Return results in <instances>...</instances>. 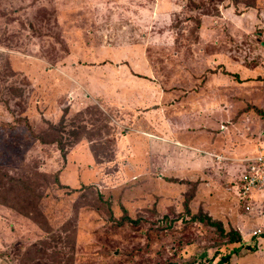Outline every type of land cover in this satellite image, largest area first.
Listing matches in <instances>:
<instances>
[{
  "label": "rangeland",
  "instance_id": "rangeland-1",
  "mask_svg": "<svg viewBox=\"0 0 264 264\" xmlns=\"http://www.w3.org/2000/svg\"><path fill=\"white\" fill-rule=\"evenodd\" d=\"M62 112L65 156L34 139ZM263 132L264 0H0V171L38 200L0 202V264H264V190L207 154Z\"/></svg>",
  "mask_w": 264,
  "mask_h": 264
},
{
  "label": "trees",
  "instance_id": "trees-1",
  "mask_svg": "<svg viewBox=\"0 0 264 264\" xmlns=\"http://www.w3.org/2000/svg\"><path fill=\"white\" fill-rule=\"evenodd\" d=\"M64 112L61 113L60 119L57 122L56 125L51 124L47 122V126L44 131L41 132V134L38 135V138L34 136V139L39 140L41 143L45 144H55L56 148L58 149L61 156H65L66 154V146L76 144L82 137L81 133H78L77 131H70L67 132L73 134V140L69 141V139L62 138V123H63V116ZM77 133V134H76ZM100 141V140H97ZM100 144V142L93 143L89 145V148H91L93 155H95V145ZM103 148L104 145H103ZM27 175H18V176H11L7 174L4 171H0V202L1 203H7L11 205L12 207L16 208L21 213H24L25 215H28V213H32V207L34 205H37V198L34 197L33 194H36V191H34V187H32V183L30 181V177H26ZM55 182L58 183L57 174H54ZM172 179V178H171ZM3 180L4 182H1ZM172 180L178 181V179L173 178ZM1 184L5 186H1ZM61 187H66L65 184H61ZM195 188V183L191 184L190 193L185 197L184 199V207L187 211V203L189 199L193 195V191ZM36 189V188H35ZM38 207V205H37ZM198 220L201 222H204L207 225L214 226L216 230L218 231V234L222 237H225V241L228 244H235V243H241V237L237 230L229 229L228 231H224L222 228L220 222L216 220H212L210 216L206 214H202L198 217ZM250 250H253V248L247 247ZM237 247H233V251H237ZM223 259H227V256H223ZM163 264H174V262H165Z\"/></svg>",
  "mask_w": 264,
  "mask_h": 264
},
{
  "label": "built area",
  "instance_id": "built-area-1",
  "mask_svg": "<svg viewBox=\"0 0 264 264\" xmlns=\"http://www.w3.org/2000/svg\"><path fill=\"white\" fill-rule=\"evenodd\" d=\"M215 161L233 162L235 169L230 178L224 181L223 189L242 203L244 210L252 209L251 196L254 192L264 190V149L256 148L253 155L229 157L217 153H207ZM232 164V163H231ZM259 229L252 234H258Z\"/></svg>",
  "mask_w": 264,
  "mask_h": 264
},
{
  "label": "crops",
  "instance_id": "crops-1",
  "mask_svg": "<svg viewBox=\"0 0 264 264\" xmlns=\"http://www.w3.org/2000/svg\"><path fill=\"white\" fill-rule=\"evenodd\" d=\"M263 133H264V132H263ZM261 141L264 142V140H261ZM260 145H261V142H260V141H259L258 143H255V145H254L255 148L253 147V148H254V149H253V148L251 147V153H250V155H253V154L255 153V149L258 148V147H259V148L261 147V148L264 149V144H263V147L260 146ZM250 155H249V156H250ZM237 157H238V158H239V157H242V155H240V156H236V157H234V158H237ZM229 171H230V170H229ZM229 171H228V172H229ZM232 173H233V169H232V172H229V174H227L225 180H228V179L230 178V175H231ZM262 191H263V190H262ZM258 192H259V191H258ZM254 193H255V192H254ZM254 193L252 194V196H251V200H250V201H252V200L255 198Z\"/></svg>",
  "mask_w": 264,
  "mask_h": 264
}]
</instances>
